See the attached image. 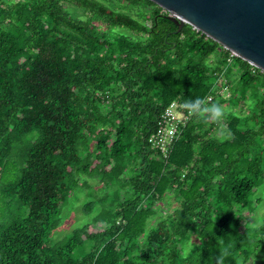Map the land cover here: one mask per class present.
Wrapping results in <instances>:
<instances>
[{"label":"trees","instance_id":"trees-1","mask_svg":"<svg viewBox=\"0 0 264 264\" xmlns=\"http://www.w3.org/2000/svg\"><path fill=\"white\" fill-rule=\"evenodd\" d=\"M197 100L222 117L191 112L165 157L159 118ZM263 184L262 69L152 0H0V264H249Z\"/></svg>","mask_w":264,"mask_h":264},{"label":"water","instance_id":"water-1","mask_svg":"<svg viewBox=\"0 0 264 264\" xmlns=\"http://www.w3.org/2000/svg\"><path fill=\"white\" fill-rule=\"evenodd\" d=\"M264 71V0H152Z\"/></svg>","mask_w":264,"mask_h":264},{"label":"rangeland","instance_id":"rangeland-1","mask_svg":"<svg viewBox=\"0 0 264 264\" xmlns=\"http://www.w3.org/2000/svg\"><path fill=\"white\" fill-rule=\"evenodd\" d=\"M224 112V111H223ZM226 130V124L223 122L221 125L220 130L217 131L218 134H223ZM92 187H82L78 189L75 194L72 195V197L69 200V203L64 208L63 214H62V221L61 226L59 230L54 232L53 236L56 239H60L66 232L73 229V227H77L79 225H82L86 223L85 221L89 220L91 216L86 214L85 209L83 208L84 204L88 202L89 200L93 199L96 200L99 195L105 194V190L102 191V185L99 184V181L97 180H91ZM96 191H93V190ZM257 198H260V202L256 205L255 210L253 212V215H250L249 217L252 219L250 223L254 227H259L263 221H264V184L259 188ZM174 204L166 205L163 208L159 209L160 215H166L169 210H171V207H173ZM101 211V208H95L92 215H95ZM252 216V217H251ZM249 264H264V243L262 244L261 248L258 249V254L255 256Z\"/></svg>","mask_w":264,"mask_h":264},{"label":"built area","instance_id":"built-area-1","mask_svg":"<svg viewBox=\"0 0 264 264\" xmlns=\"http://www.w3.org/2000/svg\"><path fill=\"white\" fill-rule=\"evenodd\" d=\"M184 108V105L173 102L159 118L157 131L149 138L152 146L160 149L165 157L169 155L182 126L190 119L191 112L186 113Z\"/></svg>","mask_w":264,"mask_h":264},{"label":"clouds","instance_id":"clouds-1","mask_svg":"<svg viewBox=\"0 0 264 264\" xmlns=\"http://www.w3.org/2000/svg\"><path fill=\"white\" fill-rule=\"evenodd\" d=\"M201 104H202V101L200 100H197L195 102H190L189 104V111L192 112V113H197L198 110L200 112L201 115H203L204 112H211L212 114V117L215 118V119H220L223 115V110L221 109L220 106L218 105H213L211 106V108H204L201 110Z\"/></svg>","mask_w":264,"mask_h":264}]
</instances>
